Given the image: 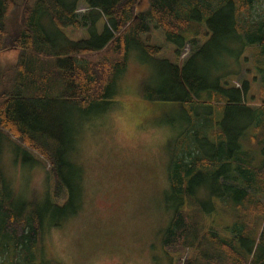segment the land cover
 Segmentation results:
<instances>
[{
  "label": "trees",
  "instance_id": "16d2710c",
  "mask_svg": "<svg viewBox=\"0 0 264 264\" xmlns=\"http://www.w3.org/2000/svg\"><path fill=\"white\" fill-rule=\"evenodd\" d=\"M138 1L0 0V47L19 50L9 72L0 67V139L5 129L48 161L52 192L37 210L58 208L60 199L66 205L69 190L81 191V170L71 154L62 156L63 145L61 154L49 145L61 131L47 113L60 102L76 109L99 102L136 48L144 62L160 63L166 88L160 92L201 104L211 120L202 126L214 135L180 137L171 147L168 178L175 208L161 234L162 248L170 259L167 249L185 253L182 264H264V0H148L137 11ZM81 2L86 11L79 14ZM90 14L104 21L101 31L78 39L64 33L96 26ZM152 27L163 29L177 57L186 45L190 55L181 64L158 57L160 45L143 40ZM234 40L248 47L245 60L252 63L249 72L254 70L241 84L235 77L222 82L206 64L192 60L209 43L212 59L219 44L221 51H231ZM107 47L115 56L101 70L81 57ZM249 100L257 105L244 102ZM236 118L240 125H230ZM5 185L0 168V264H61L42 257L46 215L26 210ZM220 212L228 219L219 221Z\"/></svg>",
  "mask_w": 264,
  "mask_h": 264
},
{
  "label": "rangeland",
  "instance_id": "374dc122",
  "mask_svg": "<svg viewBox=\"0 0 264 264\" xmlns=\"http://www.w3.org/2000/svg\"><path fill=\"white\" fill-rule=\"evenodd\" d=\"M80 6L78 13L82 14L86 9L82 2ZM147 6L148 0H139L135 10L142 11ZM89 18L96 20V26L92 23L89 29L66 28L64 33L78 39L90 37L93 29H103L101 18L94 14ZM43 20L46 29L51 30L44 17ZM120 33L124 34L125 30ZM146 38L150 44L162 48L158 57L175 64H181L192 52L186 45L177 57L174 43L167 39L162 28L143 35V40ZM3 41L8 44L7 40ZM232 45L231 51L223 52L219 44L218 54L212 59L210 52L214 44L209 43L192 60L206 64L222 82L235 77L241 84L240 79L249 80L254 70L249 72L253 66L245 60L248 47L244 49L236 40ZM18 53L19 50L0 47L3 73L12 69ZM114 56L110 47L81 55L90 67L98 70ZM153 64L144 62L140 51L131 48L125 68L114 80L113 90L100 95L99 102L79 105L77 109L60 102L52 113H47L53 120L51 124L61 131L59 140L52 138L49 145L60 154L63 145L62 156L68 158L71 154L81 170V191L78 186L72 193L69 190L71 199L66 205L60 199L55 202L58 208L37 210L47 192L50 196L52 192L54 179L46 168L48 161L9 131L1 130L0 168L7 193L14 194L26 210L46 215L43 221L47 224L40 239L45 260L61 264H182L185 253L167 249L172 255L170 259L160 242L175 208L168 178L171 147L180 137L194 140V136H203L211 140L214 135L210 128L202 126L211 120L201 104L160 92L166 90L162 87L164 76L160 63ZM38 116L36 126H39ZM44 117L42 121L46 124ZM240 123L239 118L229 122L234 126ZM29 126H33L32 119ZM215 127L222 129L220 125ZM59 173L62 176L65 171ZM217 216L219 221L228 219L221 212ZM54 221L59 222L52 225Z\"/></svg>",
  "mask_w": 264,
  "mask_h": 264
},
{
  "label": "crops",
  "instance_id": "0c3cea01",
  "mask_svg": "<svg viewBox=\"0 0 264 264\" xmlns=\"http://www.w3.org/2000/svg\"><path fill=\"white\" fill-rule=\"evenodd\" d=\"M146 8L142 9V10H145ZM160 28L159 27H152V30H155V31H158ZM151 30V31H152ZM199 41H204V39H200ZM253 73V72H252ZM256 73V72H255ZM254 74V73H253ZM253 105H257L255 103H253ZM164 252V251H163Z\"/></svg>",
  "mask_w": 264,
  "mask_h": 264
}]
</instances>
